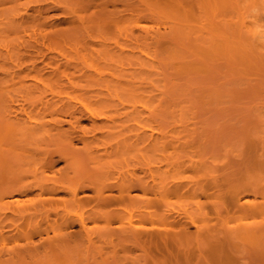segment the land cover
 Segmentation results:
<instances>
[{
  "label": "rangeland",
  "instance_id": "1",
  "mask_svg": "<svg viewBox=\"0 0 264 264\" xmlns=\"http://www.w3.org/2000/svg\"><path fill=\"white\" fill-rule=\"evenodd\" d=\"M84 4V0H0V52L4 55L0 57V75L12 66L6 50L15 58L21 43L41 42L37 25L16 26L13 15L37 16L38 8L45 7L37 19L46 22L44 52L51 63L47 70L53 78L51 91L42 95L47 100L44 106L38 91L18 97L14 106L23 104L36 122L45 126L60 122L62 132L69 131L64 122L70 119L66 107L76 106L84 115L79 124L87 137L99 135V131L92 130L86 109L97 116V125L108 116L113 126L108 131L116 136L106 141L109 156L113 155L110 146L120 148L116 156L128 159L132 165L131 169L125 167L128 170L138 168L134 167L136 158L143 157L150 162L147 166L159 167L168 180L201 179L202 172L214 170L211 173L218 178L229 177L264 189V0H206L204 8L193 0H109L103 9L85 8ZM123 4L129 10H123ZM121 51L128 56L118 59ZM29 66L21 65L24 75H29L27 83L35 75ZM84 73L100 74L109 81L99 84L82 76ZM4 90L6 99H0V108L9 103ZM24 126L14 131L11 142L1 141L0 133V162L26 174L28 180L32 178L27 170L55 151L70 160L72 180H84L82 194H92L86 189L89 176L112 171L108 159L99 157L100 142L86 148L55 130L28 132ZM138 134L141 137L136 140ZM64 166L60 160L55 169ZM186 198L171 196L167 208L174 215L182 213L194 206V200ZM90 207L55 206L62 214L71 215L85 214ZM190 212L198 222L212 214L207 206ZM226 220L230 225L251 222L237 215ZM157 223L163 228V221ZM101 225L90 221L86 229L93 233ZM194 230L189 228L190 236ZM71 231L74 234L69 235ZM78 231L79 226L74 225L57 239L58 247H39L21 260L5 253L16 243L0 241L4 253L0 264H146L149 259L170 258L161 248L151 253L147 250V260L145 252L141 254L123 241L115 246V240L112 245L107 236L88 243ZM33 241L37 243L39 238ZM121 243L124 248L129 245L132 252L124 251ZM258 245L263 248L264 240Z\"/></svg>",
  "mask_w": 264,
  "mask_h": 264
},
{
  "label": "bare ground",
  "instance_id": "2",
  "mask_svg": "<svg viewBox=\"0 0 264 264\" xmlns=\"http://www.w3.org/2000/svg\"><path fill=\"white\" fill-rule=\"evenodd\" d=\"M193 1L200 8H204L202 3L206 0ZM84 2L85 8L98 6L103 9L107 7L109 0H84ZM123 7V10H129L127 4H123ZM113 8L116 9L114 4ZM44 10L45 7L38 8L37 16H42ZM37 16L27 14L23 17L16 14L12 17V21L17 20L16 26L30 23V27L37 25L41 31V42L35 39L33 43H21V49H17L15 58L12 57L10 50H6L5 55L12 66L2 71L0 75V99H6L5 94L2 93L5 89L9 101L0 108L1 141L11 142L14 131L25 125L24 128L28 132L46 130L45 132L48 133L55 130L68 138L77 139L86 148L100 142L103 149L99 157L108 159L107 164L112 167V171L89 176L86 180V189L92 194L86 195L82 194L84 180L73 179V181L69 176L70 160L67 159L66 154H61L62 152H54H57L56 159L53 152L49 153L47 157L40 159L35 168L27 170L31 180H28L26 174L13 171L5 161H1L0 241L5 243L10 240L16 243L15 247L5 253L10 258L21 260L25 256H31L39 247L53 249L59 246L60 242H56L57 239L69 233H65L67 229L78 225V232L84 233L82 236L88 243H92L94 238L107 236L112 238L109 242L112 245L117 240L115 246L119 245L120 241L130 243L134 249H139L141 254L142 252L147 254V250L160 251L162 248L170 256L160 261L149 259L151 264H264V246L258 248L260 240H264V189L257 187L256 184L238 183L239 181L229 177L218 178L215 174L213 176L214 170H209L210 173L207 170L205 173L202 172V176L199 175L201 179L198 177L199 179L187 181L168 180L161 175L159 167L147 166L150 162L143 157L136 158L134 167L138 165V168L128 170L125 167L132 168L128 159L116 156L120 148L113 149L110 146L113 155L109 156L106 141L110 136L113 138L116 136L108 131L113 127L112 120L108 116L97 125L95 122L97 116L86 109L88 118H92V130L99 131V135L92 134L87 137V131L79 124L80 118L84 115L76 106L68 105L65 109V114L70 118L64 121L69 124V131L66 132H62L60 122L45 126L36 122L33 112L27 111L23 104L19 107L14 106L18 97L24 98L35 91L39 92L40 100H38L44 106L47 100L42 95L51 91L50 83L53 78L47 72L51 63L44 52V49L47 50L48 39L45 32L46 22L44 19L38 20ZM2 56L4 55L0 52V57ZM126 56L128 55L123 51L116 55L118 59ZM26 63H29V69L35 73L32 82L29 83L26 82L29 75H24V68L21 67ZM82 76L99 84L109 81L100 74L84 73ZM3 85L6 86L2 89ZM76 114L80 115L76 116ZM140 137L138 134L136 140ZM151 138L150 140L155 143V139ZM148 145L152 146L151 143ZM98 151L96 150L95 154ZM112 156L113 159L110 160ZM60 160L65 162V168L55 169V165ZM59 194H66L68 198H61ZM171 196L192 198L190 200H194V206L174 215L172 210L167 208V199ZM249 196L252 198H247ZM59 204L63 206L70 204L78 209L91 205V209L85 214H62L55 208ZM205 206L210 208L211 217L202 222L196 221L190 209L201 210ZM153 209L155 210L151 211ZM159 210L164 211L161 216ZM236 215L244 220L251 219V222L241 220L230 225L226 219ZM159 219L164 222L163 228L156 226L157 222L161 223ZM90 221L102 225L91 233L86 229L87 222ZM146 224L151 227L147 228ZM190 227L195 229L192 236L189 235ZM49 232L53 235L50 236ZM70 234H74L73 231ZM34 237L39 238L37 243L33 241ZM121 245L123 247L122 243ZM244 246L251 248L250 251H245ZM129 250L131 251L129 245L124 248V251ZM3 256L4 253L0 252V262ZM147 256L148 254L146 255L148 260ZM149 256L152 258L154 255L149 254Z\"/></svg>",
  "mask_w": 264,
  "mask_h": 264
}]
</instances>
